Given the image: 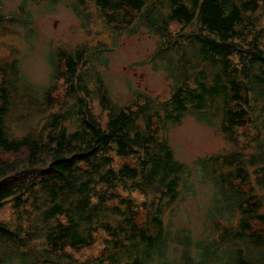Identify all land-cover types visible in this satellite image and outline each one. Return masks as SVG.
<instances>
[{
	"label": "trees",
	"instance_id": "trees-1",
	"mask_svg": "<svg viewBox=\"0 0 264 264\" xmlns=\"http://www.w3.org/2000/svg\"><path fill=\"white\" fill-rule=\"evenodd\" d=\"M91 1L118 34L144 27L158 36L149 58L167 73V96L116 105L103 81V48L54 50L49 74L63 78L65 100L48 112L44 135L26 118L28 132L12 136L5 120L19 66L0 65V151L15 155L0 158V207L11 200L20 220L0 221V264H79L60 250L90 245L98 229L103 252L82 264H264V25L254 19L264 0ZM26 3L6 13L0 0V42L31 20ZM187 114L229 144L194 162L196 183L211 191L196 234L171 220L196 190L167 139ZM245 124L252 133L241 144L234 132ZM116 155H135L136 164L115 169ZM133 190L144 196L142 223L126 197Z\"/></svg>",
	"mask_w": 264,
	"mask_h": 264
},
{
	"label": "rangeland",
	"instance_id": "rangeland-1",
	"mask_svg": "<svg viewBox=\"0 0 264 264\" xmlns=\"http://www.w3.org/2000/svg\"><path fill=\"white\" fill-rule=\"evenodd\" d=\"M26 1L24 11L30 12L31 20L25 25L8 28L1 34L0 65L16 61L20 77L17 87L9 89L11 105L5 120L8 135L18 136L28 132L23 122L26 118H34L40 122L35 124L38 134L44 135L47 131V114L50 110L57 109L58 104L65 100L67 87L62 77L53 79L49 74L48 54L58 49H73L76 45L85 43L103 48L101 54L107 59L105 69L101 66L103 81L116 105L123 104L128 99L131 101V98H138L142 94L160 99L167 96V73L156 69L149 58L158 45L159 38L156 34L144 27H139L130 35L118 34L114 29L115 23L102 20L98 14L99 8L91 0ZM21 2L22 0H2L3 11L12 12ZM254 19L264 25V4ZM178 27L177 23H171L172 31H176ZM51 82L55 83L54 87L49 86ZM94 111L103 114L97 103ZM102 122H105V116ZM234 133L238 142L245 144L252 129L245 124L236 128ZM159 134L164 137L163 132ZM167 139L174 157L191 169L198 157L220 151L229 145L217 127L197 121L191 114H187L180 124L168 129ZM14 156L12 153L0 151V158L3 160L12 159ZM113 163L115 169H119L123 163L135 165L136 156L116 155ZM196 179V171L192 169L189 180L196 183ZM118 190L121 192L120 188ZM194 193L195 195L187 196L179 203L177 213L171 220L181 222L196 234L206 226L205 213L209 207L211 191L207 185L196 183ZM128 196L137 206L136 221L144 222L146 211L141 206L144 196L134 190L127 192L126 197ZM119 198H112L111 201L115 202ZM15 211L12 201H6L0 207V221L11 226L19 224L20 220ZM105 236V232L98 229L94 232L90 245H65L60 252L69 255L79 264L89 262L103 252Z\"/></svg>",
	"mask_w": 264,
	"mask_h": 264
},
{
	"label": "bare ground",
	"instance_id": "bare-ground-1",
	"mask_svg": "<svg viewBox=\"0 0 264 264\" xmlns=\"http://www.w3.org/2000/svg\"><path fill=\"white\" fill-rule=\"evenodd\" d=\"M39 167V166H38ZM29 177V176H28Z\"/></svg>",
	"mask_w": 264,
	"mask_h": 264
}]
</instances>
